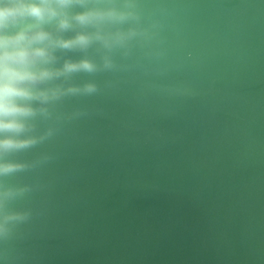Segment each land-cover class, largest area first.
Returning a JSON list of instances; mask_svg holds the SVG:
<instances>
[{"label": "water", "instance_id": "1", "mask_svg": "<svg viewBox=\"0 0 264 264\" xmlns=\"http://www.w3.org/2000/svg\"><path fill=\"white\" fill-rule=\"evenodd\" d=\"M110 3L59 53L95 91L44 106L0 264H264V0Z\"/></svg>", "mask_w": 264, "mask_h": 264}, {"label": "clouds", "instance_id": "2", "mask_svg": "<svg viewBox=\"0 0 264 264\" xmlns=\"http://www.w3.org/2000/svg\"><path fill=\"white\" fill-rule=\"evenodd\" d=\"M130 15L110 0H0V231L20 218L22 189L8 182L27 169L20 157L51 134H38V118L48 115L44 106L95 91L70 81L96 65L59 53L86 51L101 39V26Z\"/></svg>", "mask_w": 264, "mask_h": 264}]
</instances>
